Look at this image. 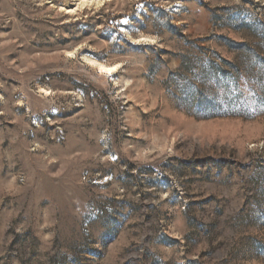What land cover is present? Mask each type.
Returning a JSON list of instances; mask_svg holds the SVG:
<instances>
[{"label": "rangeland", "instance_id": "rangeland-1", "mask_svg": "<svg viewBox=\"0 0 264 264\" xmlns=\"http://www.w3.org/2000/svg\"><path fill=\"white\" fill-rule=\"evenodd\" d=\"M75 4L0 0V264H264V0Z\"/></svg>", "mask_w": 264, "mask_h": 264}, {"label": "bare ground", "instance_id": "bare-ground-1", "mask_svg": "<svg viewBox=\"0 0 264 264\" xmlns=\"http://www.w3.org/2000/svg\"><path fill=\"white\" fill-rule=\"evenodd\" d=\"M110 1L112 0H74V2H76V4L74 5L75 9L73 10L72 7H66L65 10L68 13H74L76 12V10L78 11L83 7H90L89 5L98 6L103 2H110ZM143 41H147V39L144 38ZM138 42H140V40ZM85 60L87 62V65L90 68H92L98 76L113 77L119 71L118 65H104L103 63L94 60H90V59H85ZM40 91L43 94H47V90L45 89L40 88Z\"/></svg>", "mask_w": 264, "mask_h": 264}]
</instances>
